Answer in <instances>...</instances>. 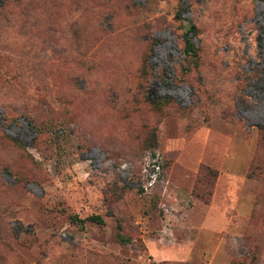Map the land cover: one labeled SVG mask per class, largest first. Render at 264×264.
Wrapping results in <instances>:
<instances>
[{"label":"rangeland","instance_id":"rangeland-1","mask_svg":"<svg viewBox=\"0 0 264 264\" xmlns=\"http://www.w3.org/2000/svg\"><path fill=\"white\" fill-rule=\"evenodd\" d=\"M179 2L0 0V264H264V0Z\"/></svg>","mask_w":264,"mask_h":264},{"label":"trees","instance_id":"trees-1","mask_svg":"<svg viewBox=\"0 0 264 264\" xmlns=\"http://www.w3.org/2000/svg\"><path fill=\"white\" fill-rule=\"evenodd\" d=\"M184 2L185 0H180L179 2V11L177 13V17H181L183 13L187 10L186 4ZM195 34H196V27L193 24L190 25L189 29L182 34V41H183L182 53L184 55L188 56V55L196 54L194 43L191 40L192 39L191 35H195ZM84 220H90L96 223H103V219L100 215H92L87 218H84ZM118 227H120V225ZM118 236L121 242H125L123 236H121L120 234H118Z\"/></svg>","mask_w":264,"mask_h":264}]
</instances>
